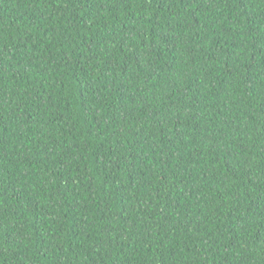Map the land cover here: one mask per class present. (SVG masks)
I'll list each match as a JSON object with an SVG mask.
<instances>
[{"label":"trees","instance_id":"16d2710c","mask_svg":"<svg viewBox=\"0 0 264 264\" xmlns=\"http://www.w3.org/2000/svg\"><path fill=\"white\" fill-rule=\"evenodd\" d=\"M0 264H264V0H0Z\"/></svg>","mask_w":264,"mask_h":264}]
</instances>
